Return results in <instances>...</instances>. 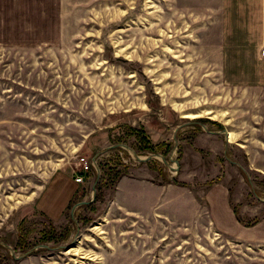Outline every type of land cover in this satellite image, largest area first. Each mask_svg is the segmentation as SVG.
Here are the masks:
<instances>
[{
    "label": "rangeland",
    "instance_id": "1",
    "mask_svg": "<svg viewBox=\"0 0 264 264\" xmlns=\"http://www.w3.org/2000/svg\"><path fill=\"white\" fill-rule=\"evenodd\" d=\"M122 177L221 190L239 231L127 214ZM263 219L264 0H0V264H264Z\"/></svg>",
    "mask_w": 264,
    "mask_h": 264
},
{
    "label": "crops",
    "instance_id": "2",
    "mask_svg": "<svg viewBox=\"0 0 264 264\" xmlns=\"http://www.w3.org/2000/svg\"><path fill=\"white\" fill-rule=\"evenodd\" d=\"M23 47V46H22ZM55 177L53 185L57 188L62 184V190L56 198V205L52 203L48 205L51 213L55 210H63L78 191L79 185L74 182V174H59ZM115 199L118 201L117 207L128 213H135L143 218L145 212L154 209L159 210V215L163 219L180 220L183 218H170L169 211L175 212V215H185L184 222L187 219H198L202 216L204 210L210 211V221L221 231L229 230L230 234L236 235L239 231V223L235 219V215L227 204L225 194L219 190L212 196V202L208 207L202 204L188 190L179 188L175 185H155L148 181L134 180L129 177L119 179L115 191ZM50 213V212H49ZM152 220L160 221L161 219L152 218ZM247 242L264 241V219L255 226L250 227L246 231ZM256 243V242H255Z\"/></svg>",
    "mask_w": 264,
    "mask_h": 264
},
{
    "label": "built area",
    "instance_id": "3",
    "mask_svg": "<svg viewBox=\"0 0 264 264\" xmlns=\"http://www.w3.org/2000/svg\"><path fill=\"white\" fill-rule=\"evenodd\" d=\"M91 163H89L85 158L81 157L76 162V171H74V182L76 184L83 183L85 175L88 173Z\"/></svg>",
    "mask_w": 264,
    "mask_h": 264
},
{
    "label": "water",
    "instance_id": "4",
    "mask_svg": "<svg viewBox=\"0 0 264 264\" xmlns=\"http://www.w3.org/2000/svg\"><path fill=\"white\" fill-rule=\"evenodd\" d=\"M136 158H137L138 161H143L142 159H140V158H138V157H136ZM163 162L165 163V165L167 164L166 161L163 160Z\"/></svg>",
    "mask_w": 264,
    "mask_h": 264
},
{
    "label": "bare ground",
    "instance_id": "5",
    "mask_svg": "<svg viewBox=\"0 0 264 264\" xmlns=\"http://www.w3.org/2000/svg\"><path fill=\"white\" fill-rule=\"evenodd\" d=\"M173 169V168H172Z\"/></svg>",
    "mask_w": 264,
    "mask_h": 264
}]
</instances>
